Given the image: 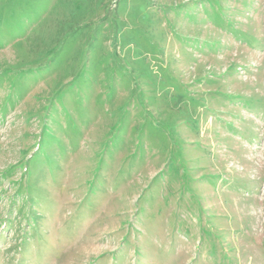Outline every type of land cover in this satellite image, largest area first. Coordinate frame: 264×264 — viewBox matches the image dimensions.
<instances>
[{
  "label": "rangeland",
  "instance_id": "1",
  "mask_svg": "<svg viewBox=\"0 0 264 264\" xmlns=\"http://www.w3.org/2000/svg\"><path fill=\"white\" fill-rule=\"evenodd\" d=\"M0 264H264V0H0Z\"/></svg>",
  "mask_w": 264,
  "mask_h": 264
}]
</instances>
